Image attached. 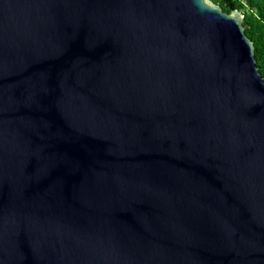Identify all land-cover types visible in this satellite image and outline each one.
<instances>
[{
    "label": "water",
    "instance_id": "water-1",
    "mask_svg": "<svg viewBox=\"0 0 264 264\" xmlns=\"http://www.w3.org/2000/svg\"><path fill=\"white\" fill-rule=\"evenodd\" d=\"M210 0H0V264H264V80Z\"/></svg>",
    "mask_w": 264,
    "mask_h": 264
},
{
    "label": "trees",
    "instance_id": "trees-1",
    "mask_svg": "<svg viewBox=\"0 0 264 264\" xmlns=\"http://www.w3.org/2000/svg\"><path fill=\"white\" fill-rule=\"evenodd\" d=\"M225 14L239 11L244 16L247 38L254 47V57L264 80V0H210Z\"/></svg>",
    "mask_w": 264,
    "mask_h": 264
}]
</instances>
